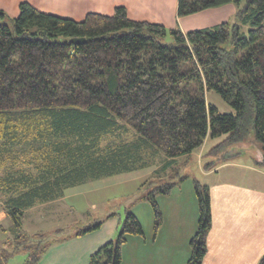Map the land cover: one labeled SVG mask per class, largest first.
Returning <instances> with one entry per match:
<instances>
[{
    "label": "trees",
    "instance_id": "trees-1",
    "mask_svg": "<svg viewBox=\"0 0 264 264\" xmlns=\"http://www.w3.org/2000/svg\"><path fill=\"white\" fill-rule=\"evenodd\" d=\"M230 3L241 6L239 23L187 33L130 19L124 6L112 15L88 13L82 21L29 2L20 4L15 18L0 9V194L16 240L27 241L26 210L62 198L68 187L165 157L160 176L208 137L227 134L226 142L236 143L251 136L264 150V0H178V16ZM211 91L233 112L208 103ZM175 185L165 183L146 197L156 230L162 224L157 195ZM195 191L200 217L186 264H202L212 225L209 188L196 182ZM102 225L94 222L75 234ZM129 235H144L131 211L91 264H122ZM58 240L30 245L25 264H37ZM9 255L0 254V264Z\"/></svg>",
    "mask_w": 264,
    "mask_h": 264
},
{
    "label": "crops",
    "instance_id": "crops-1",
    "mask_svg": "<svg viewBox=\"0 0 264 264\" xmlns=\"http://www.w3.org/2000/svg\"><path fill=\"white\" fill-rule=\"evenodd\" d=\"M22 2H29L37 7L31 0H0V9L10 14L9 16H18ZM67 2L70 11H80L79 13L83 15L88 13L112 15L116 7L124 6L129 18L136 21L161 24L169 30L179 28L184 33L196 28L191 20L193 18L189 17H195L194 15L197 14L178 16V0H67ZM193 153L185 157H190ZM167 161L169 160L163 157L154 164L135 171L147 169L144 175L159 176L156 173ZM261 162L254 158L255 166L245 165L239 161L225 163L222 167L231 166L238 169L239 171H236L238 173H235L237 175L212 180L209 183L201 184L198 180L194 182V186H185V183H182L185 178L174 180L177 183L171 192L157 195L156 198L162 214V224L156 230L155 216L152 215L149 224H146L148 228L143 227V236H127V241L122 247V264H186L188 262L191 256L190 242L197 231L200 217V205L195 191L196 182L209 188L211 199L212 225L207 234V252L202 264H259L264 256V185L253 182L252 178L256 180L260 179V176L264 177L262 170L264 165H261ZM222 167L214 170L215 173L223 169ZM245 170L251 171L255 176L246 175ZM160 175L162 178L159 181H163V176L171 177L168 171ZM212 175L214 174L211 170L204 173V176ZM104 178L107 177L66 188L64 202L71 197L69 191L72 189ZM57 201L52 202L56 204ZM4 203L5 197L0 194L2 208L0 229L3 222L9 220L12 222L4 211ZM35 207L26 210L23 230L27 213ZM131 212L134 213L132 210ZM134 214L138 218L137 214ZM100 221H103V225L96 231L85 235L65 236L51 244L37 264H91V256L104 244L116 239L123 222L122 217L115 215L111 218L107 216ZM12 225L14 226L13 222ZM40 229L37 227L32 234H37ZM5 231L8 232V229Z\"/></svg>",
    "mask_w": 264,
    "mask_h": 264
},
{
    "label": "rangeland",
    "instance_id": "rangeland-1",
    "mask_svg": "<svg viewBox=\"0 0 264 264\" xmlns=\"http://www.w3.org/2000/svg\"><path fill=\"white\" fill-rule=\"evenodd\" d=\"M31 2H35L38 10L63 18L82 21L87 15L79 13L80 11H70L67 0H31ZM239 8L241 6L230 3L201 11L196 13L195 17L189 18H193L191 20L196 25L195 30L225 22L235 24L239 23L237 19ZM9 15L7 14L8 17H12ZM15 17L17 16L12 18ZM188 22L190 23V21ZM191 27L193 26L191 25ZM248 30L249 25H244L243 31L247 33ZM166 42L172 43V36L169 35ZM207 101L215 105L221 113L233 112L232 106L214 91L207 94ZM228 137L227 134L215 138L208 137L204 145L194 151L192 156L181 157L174 166L168 168L171 177L163 176V181H159L162 178L161 175L152 177L144 175L148 171L147 169L122 173L101 181L77 186L69 191L71 197H68L66 202L62 197L57 199L59 201L56 200L58 202L56 204L51 201L52 203L36 205L24 219L22 232L28 237L27 241L16 240L19 233L14 229L12 222L10 220L3 222L2 230L0 229V254H11L5 264H25L32 252L30 245L36 244L39 240L41 243L48 244L56 239L73 235L82 227L100 221L111 214L122 217L124 221L127 211L132 210L137 214L143 227L148 228L149 219L151 220L152 215L155 216V211L152 203L146 197L156 187L165 183H175L181 178H185L182 181L185 186H194V182L198 180L201 184L209 183L212 180L237 175L235 173H238L236 171L239 170L231 166L222 167L225 163L239 161L245 165L255 166L254 158L259 161L264 160V150L251 136L245 141L236 143L226 142ZM220 166L223 169L215 173L214 170H218ZM208 170H211L214 175L204 176ZM262 170L264 171V167ZM245 172L246 175L255 176L251 171L245 170ZM263 178L261 176L256 180L252 178V181L264 185ZM0 211H2L1 207ZM87 220L88 222H86ZM37 227L41 228L40 232L32 234L33 230H37ZM7 229L8 232L5 231Z\"/></svg>",
    "mask_w": 264,
    "mask_h": 264
},
{
    "label": "water",
    "instance_id": "water-1",
    "mask_svg": "<svg viewBox=\"0 0 264 264\" xmlns=\"http://www.w3.org/2000/svg\"><path fill=\"white\" fill-rule=\"evenodd\" d=\"M84 40L83 39H73L72 42L74 43H80V42H83Z\"/></svg>",
    "mask_w": 264,
    "mask_h": 264
}]
</instances>
